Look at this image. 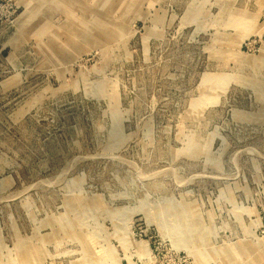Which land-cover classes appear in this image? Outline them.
<instances>
[{"label": "rangeland", "instance_id": "rangeland-1", "mask_svg": "<svg viewBox=\"0 0 264 264\" xmlns=\"http://www.w3.org/2000/svg\"><path fill=\"white\" fill-rule=\"evenodd\" d=\"M0 264H264V0H0Z\"/></svg>", "mask_w": 264, "mask_h": 264}, {"label": "bare ground", "instance_id": "bare-ground-1", "mask_svg": "<svg viewBox=\"0 0 264 264\" xmlns=\"http://www.w3.org/2000/svg\"><path fill=\"white\" fill-rule=\"evenodd\" d=\"M77 4V5H76ZM76 4H74V5H72V8L73 7H75V6H78L81 10H83L84 11V9L82 8V6H85L86 5V3H83V2H81V1H78ZM81 6V7H80ZM77 10V9H76ZM85 12V11H84ZM83 12V13H84ZM109 12H111V11H108L107 13H106V22L107 23H104L102 26L104 27V28H108L109 27V25H111V24H113L114 22H111L112 21V17L111 16H109L110 14H109ZM90 16H91V14L90 13H88V15L86 14V16H84V18L89 22L90 21V24L91 23H93L95 26H98L99 28H100V25H101V21L100 20H93V19H91L90 18ZM88 18V19H87ZM87 22V23H88ZM86 23V24H87ZM110 23V24H109ZM110 28V27H109ZM108 28V29H109ZM113 29V28H112Z\"/></svg>", "mask_w": 264, "mask_h": 264}]
</instances>
